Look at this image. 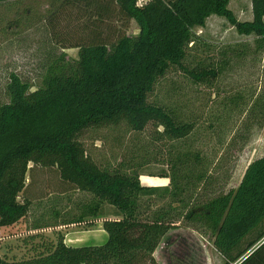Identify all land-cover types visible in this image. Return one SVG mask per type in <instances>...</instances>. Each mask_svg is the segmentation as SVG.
<instances>
[{
  "label": "trees",
  "instance_id": "trees-1",
  "mask_svg": "<svg viewBox=\"0 0 264 264\" xmlns=\"http://www.w3.org/2000/svg\"><path fill=\"white\" fill-rule=\"evenodd\" d=\"M84 1L87 7L93 4L88 11L100 21L113 15L134 20L138 33L119 34L113 42L97 37L72 45L77 48L75 61L69 63L61 53L50 62L34 90L9 73L8 101L0 103V226L27 212V199L19 202L17 194L30 186L34 165L53 167L61 190L91 194L95 200L85 205L87 214L96 215L106 203L120 218L103 221L107 233L103 244L70 246L58 238L31 257L16 261L0 257V264H157L153 253L174 226L172 219L179 217L166 221L171 216L168 211H153V203L141 198L159 191L180 193L174 176L178 167L192 164L188 153H175L171 146L170 157L178 163L170 176L166 171L157 175L169 178V183L152 187L140 182L133 165L124 169L97 164L77 136L88 128L123 121L133 131H143L149 123L161 126L159 137L169 141L185 137L191 126L149 102L148 96L171 67L181 69L196 83L217 76L212 65H184L195 41L191 29L204 26L211 14L223 16L238 33L254 34L264 43V0H251L252 19L243 22L228 9L229 0H148L140 6L137 0ZM204 174L206 169L196 176L200 179ZM195 207L186 218L211 231L223 264H245L257 251L237 262L244 251L237 245L245 239L251 247L255 242L248 237L255 231L260 234L258 228L264 221V154L246 166L235 188ZM263 235L264 231L260 238Z\"/></svg>",
  "mask_w": 264,
  "mask_h": 264
},
{
  "label": "rangeland",
  "instance_id": "rangeland-1",
  "mask_svg": "<svg viewBox=\"0 0 264 264\" xmlns=\"http://www.w3.org/2000/svg\"><path fill=\"white\" fill-rule=\"evenodd\" d=\"M227 7L237 21L252 19L251 0H229ZM90 8L93 4L87 7L84 0L0 2V103L8 101L9 73L34 90L40 86L50 62L61 53L69 63L75 61L77 48L72 45L97 37L113 42L119 34L138 33L134 20L113 15L100 21L95 13H89ZM191 31L195 41L184 65H212L217 76L196 83L181 69L171 67L148 96L149 102L191 126L185 137L169 141L159 137L161 126L149 123L143 131H133L123 121L88 128L77 136L97 164L124 169L133 165L140 173V182L149 186L161 187L169 181L157 175L166 171L170 176L174 163H178L170 157L171 146L175 153H188L192 164L186 169L178 167L173 179L180 193L159 191L141 198L153 203V211H168L171 216L165 217L166 221L179 217L172 219L174 226L153 253L157 264H223L211 231L199 221L187 219L186 213L214 195L235 188L246 166L264 154V43L254 34L238 33L216 14H211L204 26H194ZM205 169L206 174L198 179L196 175ZM32 170L30 186L17 194V201L27 199V212L0 226V257L8 261L31 257L41 252L45 243H54L58 238L69 244L71 233H81L90 226L84 220L85 205H91L86 193L61 190L53 167L34 165ZM258 229L260 234L255 231L248 237L249 242H255L251 247L244 243L245 239L237 245L244 250L237 262L264 240V235L259 236L264 231V221ZM253 251L256 254L245 264L264 260V242Z\"/></svg>",
  "mask_w": 264,
  "mask_h": 264
},
{
  "label": "crops",
  "instance_id": "crops-1",
  "mask_svg": "<svg viewBox=\"0 0 264 264\" xmlns=\"http://www.w3.org/2000/svg\"><path fill=\"white\" fill-rule=\"evenodd\" d=\"M159 178H162L163 180H168L167 177H159ZM168 183H169V181L167 183H165L164 186H161V187L167 186ZM142 184L147 185L144 183H142ZM147 186H149V185H147ZM150 186H152V185H150ZM152 187H157V186H152ZM84 193H86V192H84ZM86 194L89 197V202L92 203V201L95 200L94 197L89 193H86ZM119 218H120V215L117 213V211L115 210V208L113 206L108 205L106 203H103L100 206L96 215L86 214V216L84 217V220L86 219L90 226L88 228H86V230L82 231L81 233H77V232L71 233L70 234V235H72V236H70L71 239H67L70 241V243L69 244L65 243V244L70 245V246L100 245V242L104 241V239L107 237V233L105 232V230L103 229V226H102L103 221L105 219H119Z\"/></svg>",
  "mask_w": 264,
  "mask_h": 264
},
{
  "label": "water",
  "instance_id": "water-1",
  "mask_svg": "<svg viewBox=\"0 0 264 264\" xmlns=\"http://www.w3.org/2000/svg\"><path fill=\"white\" fill-rule=\"evenodd\" d=\"M263 242H264V240H263L260 244H262ZM260 244H259V245H260ZM259 245H257L255 248H257ZM255 248H254V249H255ZM254 249H252L251 252H253ZM251 252H250V253H251ZM250 253H249V254H250ZM249 254H248V255H249ZM248 255H247V256H248Z\"/></svg>",
  "mask_w": 264,
  "mask_h": 264
},
{
  "label": "built area",
  "instance_id": "built-area-1",
  "mask_svg": "<svg viewBox=\"0 0 264 264\" xmlns=\"http://www.w3.org/2000/svg\"><path fill=\"white\" fill-rule=\"evenodd\" d=\"M145 1L147 2L148 0H144V2H145ZM139 2H140V1H139ZM136 4H138V5H142L143 3H141V2H140V3H137V2H136Z\"/></svg>",
  "mask_w": 264,
  "mask_h": 264
}]
</instances>
